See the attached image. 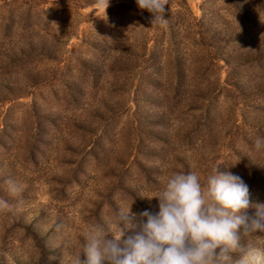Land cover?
Instances as JSON below:
<instances>
[{"label": "rangeland", "instance_id": "1", "mask_svg": "<svg viewBox=\"0 0 264 264\" xmlns=\"http://www.w3.org/2000/svg\"><path fill=\"white\" fill-rule=\"evenodd\" d=\"M163 18L0 0V264H69L118 208L157 212L174 172L223 162L264 203V0H168Z\"/></svg>", "mask_w": 264, "mask_h": 264}, {"label": "clouds", "instance_id": "2", "mask_svg": "<svg viewBox=\"0 0 264 264\" xmlns=\"http://www.w3.org/2000/svg\"><path fill=\"white\" fill-rule=\"evenodd\" d=\"M99 2L107 8L108 0ZM136 3L152 13V22L167 23L168 0ZM253 147L264 154V136L256 137ZM220 164L204 182L196 172L169 175L163 188L148 197L158 200L155 213L144 210L137 216L132 201L92 225L69 264H264V240L242 242L240 233L243 227V236L264 234V203H251L248 185L238 175L220 171ZM8 190L19 196L24 186L9 180ZM9 207L0 199V211ZM250 207L255 209L251 217L245 214Z\"/></svg>", "mask_w": 264, "mask_h": 264}]
</instances>
